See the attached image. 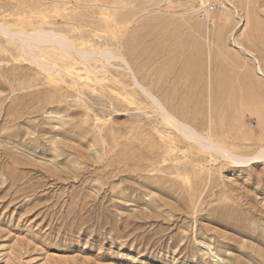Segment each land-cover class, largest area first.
Here are the masks:
<instances>
[{
  "label": "rangeland",
  "instance_id": "obj_1",
  "mask_svg": "<svg viewBox=\"0 0 264 264\" xmlns=\"http://www.w3.org/2000/svg\"><path fill=\"white\" fill-rule=\"evenodd\" d=\"M260 70L264 0H0V264H264Z\"/></svg>",
  "mask_w": 264,
  "mask_h": 264
},
{
  "label": "bare ground",
  "instance_id": "obj_2",
  "mask_svg": "<svg viewBox=\"0 0 264 264\" xmlns=\"http://www.w3.org/2000/svg\"><path fill=\"white\" fill-rule=\"evenodd\" d=\"M260 72L262 73L261 75L262 76H264V72H263V70H260ZM257 88H260V87H257ZM165 120V119H164ZM167 121H168V124L171 126V127H173V128H175L176 129V131H178L181 135H183V137H186L185 136V130H183V129H181L180 127H179V125L178 124H176V122L174 121L173 123H171L170 122V119H166ZM173 120H176V119H173ZM171 123V124H170ZM173 124H176V125H173ZM192 132H194L196 135H198V133L195 131V130H193L192 128H189ZM199 136V135H198ZM187 138V137H186ZM194 139H197V136L194 138ZM193 139V137H190V138H187V140H190L191 142L194 140ZM198 140V139H197ZM194 143H196L197 141L196 140H194L193 141ZM195 145V144H194ZM199 147V146H198ZM264 151V150H263ZM262 151V152H263ZM264 157V153H262V154H260L259 156H257V158H259V157ZM246 160H253V159H246Z\"/></svg>",
  "mask_w": 264,
  "mask_h": 264
}]
</instances>
